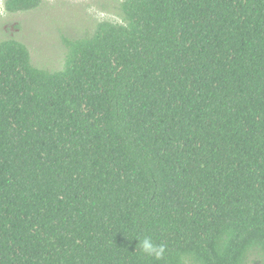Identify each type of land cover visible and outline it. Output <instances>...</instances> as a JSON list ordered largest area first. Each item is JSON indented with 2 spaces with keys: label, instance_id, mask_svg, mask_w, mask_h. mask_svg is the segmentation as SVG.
<instances>
[{
  "label": "trees",
  "instance_id": "1",
  "mask_svg": "<svg viewBox=\"0 0 264 264\" xmlns=\"http://www.w3.org/2000/svg\"><path fill=\"white\" fill-rule=\"evenodd\" d=\"M118 10L58 70L0 42V264H264V0Z\"/></svg>",
  "mask_w": 264,
  "mask_h": 264
},
{
  "label": "rangeland",
  "instance_id": "2",
  "mask_svg": "<svg viewBox=\"0 0 264 264\" xmlns=\"http://www.w3.org/2000/svg\"><path fill=\"white\" fill-rule=\"evenodd\" d=\"M0 0V42L15 39L29 49L33 65L61 69L67 53L64 37L90 34L100 20H118L121 0H43L36 8L9 12Z\"/></svg>",
  "mask_w": 264,
  "mask_h": 264
},
{
  "label": "clouds",
  "instance_id": "3",
  "mask_svg": "<svg viewBox=\"0 0 264 264\" xmlns=\"http://www.w3.org/2000/svg\"><path fill=\"white\" fill-rule=\"evenodd\" d=\"M139 245L144 253L153 256L157 260L161 259L166 252V247L163 244H154L150 237H144L139 240Z\"/></svg>",
  "mask_w": 264,
  "mask_h": 264
}]
</instances>
